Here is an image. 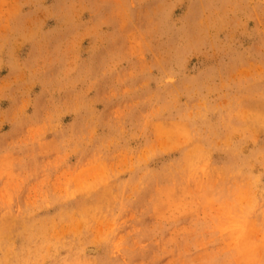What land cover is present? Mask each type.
<instances>
[{
	"label": "rangeland",
	"instance_id": "1",
	"mask_svg": "<svg viewBox=\"0 0 264 264\" xmlns=\"http://www.w3.org/2000/svg\"><path fill=\"white\" fill-rule=\"evenodd\" d=\"M0 264H264V0H0Z\"/></svg>",
	"mask_w": 264,
	"mask_h": 264
},
{
	"label": "bare ground",
	"instance_id": "2",
	"mask_svg": "<svg viewBox=\"0 0 264 264\" xmlns=\"http://www.w3.org/2000/svg\"><path fill=\"white\" fill-rule=\"evenodd\" d=\"M90 251V250H89Z\"/></svg>",
	"mask_w": 264,
	"mask_h": 264
}]
</instances>
